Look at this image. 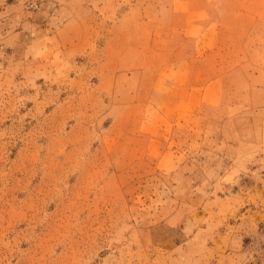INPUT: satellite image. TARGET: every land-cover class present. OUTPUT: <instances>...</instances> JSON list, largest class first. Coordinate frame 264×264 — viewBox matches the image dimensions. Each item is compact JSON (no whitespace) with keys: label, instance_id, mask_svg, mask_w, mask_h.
<instances>
[{"label":"rangeland","instance_id":"rangeland-1","mask_svg":"<svg viewBox=\"0 0 264 264\" xmlns=\"http://www.w3.org/2000/svg\"><path fill=\"white\" fill-rule=\"evenodd\" d=\"M172 2L0 0V264H264V0L188 15L211 33L189 83L220 88L197 134L164 127L193 147L160 169L141 130Z\"/></svg>","mask_w":264,"mask_h":264},{"label":"crops","instance_id":"crops-1","mask_svg":"<svg viewBox=\"0 0 264 264\" xmlns=\"http://www.w3.org/2000/svg\"><path fill=\"white\" fill-rule=\"evenodd\" d=\"M208 7L209 0H173L172 10L175 12L173 14L179 15L178 21L174 19L173 22L176 21L178 25L180 24V27L176 28L175 26L172 28V33L164 36V39L154 38L156 42L160 40L162 44L158 48L160 50L158 54L170 55L171 62L161 64L153 71L155 80L151 89L152 92L149 94L150 99L145 103V105L152 108L153 114L150 115V119L147 117L144 119L146 122L142 126L141 135L147 138V153L156 161L160 169L172 166L175 160H177V167L184 166L186 155L192 151L193 147L189 143V138L184 143L185 148L168 146L162 139L164 127L173 126L172 123L178 119H180V123L184 121V124L188 125H191L195 119L199 120L202 116L193 115L191 111L204 108L209 102L210 96L219 92L220 85L217 80L205 84L191 85L189 83L194 64L198 63V60H194V57L196 55L197 57H203L211 48L209 44L211 33L209 28H201L200 32H195L192 27L193 21L188 15L192 11L201 15L203 8ZM195 24L201 25L202 18H200V22L196 20ZM166 41L176 44V47L172 48L169 45L165 47ZM192 42L196 47L192 48ZM195 126L194 123L193 126H189L188 136L197 134L199 129L195 131ZM191 132L193 133L191 134ZM202 134H204V130L198 133L199 139L202 138Z\"/></svg>","mask_w":264,"mask_h":264}]
</instances>
